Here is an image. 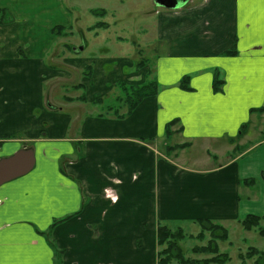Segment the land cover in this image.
I'll list each match as a JSON object with an SVG mask.
<instances>
[{"label": "crops", "instance_id": "1", "mask_svg": "<svg viewBox=\"0 0 264 264\" xmlns=\"http://www.w3.org/2000/svg\"><path fill=\"white\" fill-rule=\"evenodd\" d=\"M157 3L149 10L152 27L141 34L146 40L151 35L153 56L119 77L114 76L125 64L132 66L131 60L118 59L114 76L100 73L107 63L100 61L80 82L87 92L80 102L94 108L82 117L81 103L69 100L80 95L63 97L72 115L45 96L48 80L69 81V71L80 66L62 53L46 62L55 41L49 18L47 33L28 29L37 18L23 33L0 24V159L23 147L34 156L25 174L4 167L0 264H158L160 223L264 214V184L255 188L261 173L264 183V167L257 165L264 158V137L256 158L247 146L250 135L241 137L251 121L264 132L260 0ZM230 50L235 52L226 53ZM149 76L157 93L126 117L96 112L94 100L117 79L142 83ZM185 77L187 88L180 85ZM215 78L221 81L217 90ZM176 136L178 141L168 144ZM198 141L207 145L206 152L212 149L216 164L182 165L178 151L167 150L188 143L180 152ZM235 146L244 149L223 159ZM250 178L252 183H243Z\"/></svg>", "mask_w": 264, "mask_h": 264}, {"label": "rangeland", "instance_id": "2", "mask_svg": "<svg viewBox=\"0 0 264 264\" xmlns=\"http://www.w3.org/2000/svg\"><path fill=\"white\" fill-rule=\"evenodd\" d=\"M0 8L6 10L5 16L9 18L5 24L19 29L21 33L27 30L29 23L34 18H37V21L28 29L46 31L47 27L44 22L45 18H49L48 24L46 23L50 25L48 32L55 37V41L49 43L46 62L52 64L51 59L56 56L60 57L62 53L65 57L72 58L75 66L80 65L77 70L69 71L71 74L69 81L63 80L54 83L55 80L50 79L43 85L45 96L46 94L48 96V103L63 105L64 114L72 115L75 111H73L72 106L64 103L63 97L82 96V93H87L85 88L75 87L76 84L82 82L84 77H87L83 74V66L91 65L93 73L95 67H99L100 61L106 60L107 63L104 64L103 71L101 70L100 73L103 72L106 76L111 73L114 76L116 73L114 71L117 70L116 66L119 63L118 59L128 58L133 65L128 66L125 64L120 71L117 70L118 73L114 77H119V72L124 75L133 72L137 68L135 67L136 63L141 58L145 62L146 58L151 59L153 56V53L149 51L151 35L147 40L141 35L144 29L150 30L152 27V14L149 10L154 9L155 5L151 0H0ZM48 8L49 10H45ZM98 9H104L105 14L96 15L92 13V10ZM66 15L68 16L67 19ZM97 22H104L106 26L93 28V25ZM56 25L64 27L63 34L59 36L55 34L53 28ZM20 31H18V34ZM42 38L45 37L42 36ZM65 46H69V48ZM74 48L75 51L72 50ZM57 62H60L59 59ZM55 64L59 65V63ZM120 80L124 81L117 79L108 92L101 94L102 101L95 106L97 113L105 114L107 113L106 106L116 104L114 98L119 95V90L114 84ZM79 103H81L79 104L80 117L84 113H91L94 110L91 102L83 104L79 101ZM107 114H109V111ZM78 120L75 117L73 124H76ZM251 122L248 123L247 128L243 131L244 133H241V137L250 135L247 146H253L252 151L249 152L251 156L255 157L261 147L262 142L259 141L264 137V132L255 125H251ZM178 138V136L169 138L168 144H174L178 141ZM239 141L240 138L237 137V143ZM221 144L223 150L228 147L226 142ZM206 149L207 145L198 141L191 148H186L180 152L177 150L181 159L183 158V160H177V162L182 165L198 162L200 165L205 161L206 164L202 167L216 164L214 158H210L213 155L212 149L210 148L208 152H206ZM243 149L241 146H235L231 152L224 154L223 159L228 158L231 154L233 156L237 152L240 153ZM161 150L163 149L161 148ZM207 156L209 157L206 158ZM218 162H222L220 157ZM257 162L258 166L264 167V158ZM262 172H264V169H262ZM261 175L262 173L259 178ZM259 178L255 179V188L260 190L261 185L264 183ZM220 220L217 219L215 222L224 226L228 231V240L217 242L219 251L227 253L230 257L224 264H241L242 260L238 257V254H246L249 247H254L258 252H264V236L260 235L258 229L254 228L247 232L236 220ZM161 224H167L171 229L180 226L187 235H193L191 238H185L179 242L187 258L202 260L211 257L209 254L194 253L191 250L194 246L207 245L212 238L210 232L206 230L201 239L196 236L202 230L196 221L171 220ZM260 224L264 225V221ZM257 257V254L252 255V257H244L243 262L244 264H255L254 261ZM171 264L177 263L172 262Z\"/></svg>", "mask_w": 264, "mask_h": 264}, {"label": "trees", "instance_id": "3", "mask_svg": "<svg viewBox=\"0 0 264 264\" xmlns=\"http://www.w3.org/2000/svg\"><path fill=\"white\" fill-rule=\"evenodd\" d=\"M92 13L96 15H104V9L92 10ZM6 10L4 8H0V24H5L8 22L9 18L5 16ZM106 26L104 22H97L93 25L94 27H103ZM91 28V27H90ZM64 27L62 25H56L53 28V31L57 36L63 34ZM235 51L230 50L226 53L233 54ZM145 64L144 60L137 62L136 67H142ZM85 76L90 77L92 74L91 65H86L84 67ZM216 77V76H215ZM187 77H185L180 83L181 86L187 88L186 86ZM221 81L215 78L213 85L214 89H219V85ZM119 90V95L114 98V105L106 106L107 113L114 115L117 118H124L128 114L132 112V110L145 98L148 96L155 95L158 90L157 82L152 77L149 76L142 83H127L124 81H117L114 84ZM75 87L84 88L81 83L76 84ZM103 97H98L94 100V104L101 103ZM78 101H84V95L75 98ZM69 100H74L73 98H69ZM97 106V105H96ZM260 110H263L261 108ZM105 113V114H107ZM176 119L170 121L167 124L166 130L167 134H172L171 126L176 123ZM188 143H183L179 145H168L167 150L174 151L185 148ZM254 180L253 179H244L243 183L250 184ZM202 228L198 235V238H202L204 231H209L212 238L208 241V244L205 246H194L191 250L194 253H204L211 255L210 258L207 259H190L187 258L184 254L183 249L179 245L181 240L185 238H191L193 235H187L183 229L179 226L175 229L169 228L166 224H159L157 226V244L160 249L158 251V264H171L172 262H176L177 264H224L227 262L230 257L227 253L220 252L218 248V241H226L228 240V231L227 229L219 223L209 219H197L195 220ZM264 221V214H247L244 217L238 219V223L241 227L246 230L258 229L260 235L264 236V225L260 223ZM56 256L60 254V251L55 250ZM257 254L258 257L254 261L255 264H264V252H258L254 247H249L248 252L246 254L239 253L238 257L242 260L241 264H244V257H252V255Z\"/></svg>", "mask_w": 264, "mask_h": 264}, {"label": "water", "instance_id": "4", "mask_svg": "<svg viewBox=\"0 0 264 264\" xmlns=\"http://www.w3.org/2000/svg\"><path fill=\"white\" fill-rule=\"evenodd\" d=\"M23 160L25 161V163L22 167H20L19 162L21 163ZM33 164V153L30 149H26L25 147L8 158L0 159V182L4 175L5 166L12 168L13 170H16V168L18 167L17 171L15 172L17 176L29 172L32 169Z\"/></svg>", "mask_w": 264, "mask_h": 264}, {"label": "snow or ice", "instance_id": "5", "mask_svg": "<svg viewBox=\"0 0 264 264\" xmlns=\"http://www.w3.org/2000/svg\"><path fill=\"white\" fill-rule=\"evenodd\" d=\"M245 2V0H241V3L243 4ZM260 6H261V11L262 14H264V0H260ZM260 43H264V39H261ZM2 251V250H0Z\"/></svg>", "mask_w": 264, "mask_h": 264}, {"label": "flooded vegetation", "instance_id": "6", "mask_svg": "<svg viewBox=\"0 0 264 264\" xmlns=\"http://www.w3.org/2000/svg\"><path fill=\"white\" fill-rule=\"evenodd\" d=\"M173 0H154L153 2H163V3H168Z\"/></svg>", "mask_w": 264, "mask_h": 264}]
</instances>
